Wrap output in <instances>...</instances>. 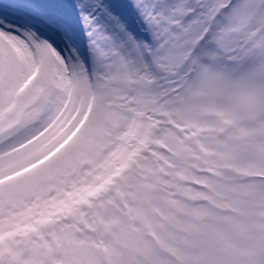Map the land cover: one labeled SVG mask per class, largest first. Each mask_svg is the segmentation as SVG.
Returning <instances> with one entry per match:
<instances>
[{"label":"rangeland","instance_id":"obj_1","mask_svg":"<svg viewBox=\"0 0 264 264\" xmlns=\"http://www.w3.org/2000/svg\"><path fill=\"white\" fill-rule=\"evenodd\" d=\"M0 264H264V0H0Z\"/></svg>","mask_w":264,"mask_h":264},{"label":"bare ground","instance_id":"obj_2","mask_svg":"<svg viewBox=\"0 0 264 264\" xmlns=\"http://www.w3.org/2000/svg\"><path fill=\"white\" fill-rule=\"evenodd\" d=\"M5 35H7V34H5ZM7 37L11 40V41H13L14 40V38L11 36V35H7ZM45 47H46V45L45 44H43Z\"/></svg>","mask_w":264,"mask_h":264}]
</instances>
